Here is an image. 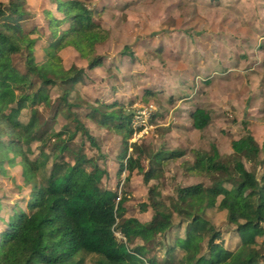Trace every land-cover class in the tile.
I'll list each match as a JSON object with an SVG mask.
<instances>
[{
	"label": "trees",
	"instance_id": "trees-1",
	"mask_svg": "<svg viewBox=\"0 0 264 264\" xmlns=\"http://www.w3.org/2000/svg\"><path fill=\"white\" fill-rule=\"evenodd\" d=\"M50 1L43 25L27 0L0 3L2 169L8 178L6 166L20 158L22 184L30 187L28 197L14 206L0 200V264H264V145L248 133L231 142L232 157L216 145L191 150L192 158L188 149L154 153L142 147L148 160L143 166L139 153H128L132 147L141 150L130 144L132 104L128 109L118 101L89 102L76 89L87 70L105 65L98 47L108 32L83 1ZM68 48L86 68L63 66L59 54ZM39 49L43 60L37 62ZM121 55L111 68L119 70L126 56L135 60L127 48ZM56 88L60 94L52 97ZM142 100L153 102L155 94L145 92ZM83 119L110 137L121 136L113 149L119 181L127 174L121 187L105 188L110 176L101 164L106 157ZM191 119L196 131L211 124L204 109H196ZM33 144L35 159L29 157ZM172 162L184 178L203 181L165 197L159 182ZM256 165L262 173L251 170ZM134 174L142 175L147 187L149 200L138 207L142 213L152 210L149 222L128 213L131 196L124 185ZM233 238L237 245L230 250ZM162 248L167 252L159 258ZM220 251L232 252L220 260Z\"/></svg>",
	"mask_w": 264,
	"mask_h": 264
},
{
	"label": "rangeland",
	"instance_id": "rangeland-1",
	"mask_svg": "<svg viewBox=\"0 0 264 264\" xmlns=\"http://www.w3.org/2000/svg\"><path fill=\"white\" fill-rule=\"evenodd\" d=\"M11 1L14 0H0V3L8 5ZM79 1H83L88 9L95 13V21L108 32V38L104 45L98 47V53L104 58L105 65L94 70H87L84 81L78 83L76 89L80 96L89 102L119 101L128 109L131 103V109L135 114L138 111L144 112L146 107L153 108L150 112L152 118L147 120L146 129L144 127L135 129L133 136L135 139L130 141V144L137 143L138 149L141 148V150L138 151L132 147L128 151V153L131 151L139 153L143 166H147L148 160L142 152L148 147H151L154 153L188 149L187 157L192 158L193 151L207 150L211 145H216L223 156L232 157L234 152L231 142L248 133L259 145H264V69L258 67V64L248 57L240 56V52L245 48L243 35L251 22L246 11V0ZM27 2L29 11L32 14H38L37 23L43 25L45 9L52 2L50 0H27ZM253 3L257 18L253 23L258 27L259 31L256 34L259 37L264 35V30L260 26L264 22L261 9V6H264V0H254ZM228 25L235 30L231 32ZM43 30L46 29L43 28ZM250 31V39H252L253 30ZM252 44L264 49V42L253 41ZM151 47L152 50H150ZM126 48L127 52H133L138 59L130 65L121 66L119 72H110L109 68L113 60L118 61ZM59 57L65 68L74 65L87 67L86 63L71 48L63 49ZM42 60V53L39 49L37 62ZM258 60L264 62V56L259 57ZM200 64H209L206 72L212 77L237 76L244 80L237 79L236 83L229 81L225 85L224 83L219 84V78H216L214 83L210 81V83H205L204 91L195 90L197 76L200 75V73H195L197 72L195 68ZM183 69L186 75V79L182 82L184 90L179 89L180 83L174 75L175 72L180 73ZM112 70L116 69L112 68ZM166 75L169 76L166 77ZM208 84L213 87L209 91L205 88ZM172 89L174 95L180 99H182V91H185V95L188 96L186 100H189L192 91L205 96L202 99V107L211 118V124L206 129L194 131L192 121L184 120L186 116L181 108L189 103L182 102L180 104L182 106L176 108L177 99L170 103L174 97L170 96ZM150 91H158V93L153 102L146 103L142 100L143 95ZM59 94L60 91L57 88L52 90V97H57ZM190 103L196 107L200 106L196 100H191ZM162 114L165 116L163 117ZM23 121H27L26 118ZM82 121L87 123L98 141L101 154L106 157V160H103L104 164H101L110 176L104 179L105 188L112 189L121 185L127 174L124 172L119 181L117 177L118 153L113 150L116 149L115 145L121 136L110 137L92 121L86 119ZM5 138L0 136V142L3 145L6 143ZM31 149L34 155L31 154L29 157L37 158L36 145L33 144ZM92 155L98 157L99 151L93 149ZM9 158L12 157L9 156ZM15 162V165L8 166L10 172L7 179L8 173L2 169V166H5V159L0 156V200L3 204L10 206H14V202L19 199L27 198L30 190V187L21 185V172L25 168L24 165L23 167L20 165V158H16ZM250 168L257 174L262 173V169L257 168V165L256 168L254 166ZM199 181L203 180L184 178L182 169L172 162L164 169V179L160 180L159 188L163 195H174L177 194L179 188L187 192L190 186ZM124 189L131 196L127 204L129 215L143 223L149 222L151 209L147 213H142L138 207L139 203L149 200L143 176L134 174L131 181L124 185ZM220 222L217 220L215 224ZM229 240V243H232L230 250L236 249V240L234 238ZM231 252L220 251L217 257L225 260L229 258ZM164 253L165 249L162 248L157 256L163 258ZM109 264L115 263L110 262Z\"/></svg>",
	"mask_w": 264,
	"mask_h": 264
},
{
	"label": "crops",
	"instance_id": "crops-1",
	"mask_svg": "<svg viewBox=\"0 0 264 264\" xmlns=\"http://www.w3.org/2000/svg\"><path fill=\"white\" fill-rule=\"evenodd\" d=\"M247 2V12H248V16H249V20L251 21L249 23V25L247 26V29H246V33L243 35V38H244V43H245V48L243 49V51L240 52V56L241 57H248L251 61L255 62V64H258V67H263L264 69V65H263V61L260 62L258 59L259 57L261 58L262 56H264V52L261 53V51H264V49L262 47H255L252 42L253 41H257V42H264V35L262 34L261 36L258 37V35L256 34V32H258V27H256V25L253 23L254 22V19H257L256 18V14L254 13V0H246ZM54 9V7L52 8ZM261 9H262V13L264 15V6H261ZM95 14V13H94ZM167 23V22H166ZM229 26V25H228ZM260 26H262V29L264 30V22H262L260 24ZM230 28V26H229ZM235 30V28H230V31L233 32ZM250 30H253V37L252 39H250V35H251V31ZM150 50H152V47L150 48ZM131 51V50H130ZM133 53V52H132ZM261 53V54H259ZM138 58L136 57L135 55V62ZM123 61H124V65L123 67L126 65V64H132V59L128 56L124 57L123 58ZM211 63V62H210ZM209 63V64H210ZM209 64H200V66H197L195 69L197 72L195 73H200V75L197 76V86H195V90L196 89H200L201 91H204L203 90V86L205 85V83H210V82H213L215 81L216 78H219V84L220 83H224L225 85H227V83L229 81H232L233 83H236L237 82V79H239V81L241 80H244L243 78H238L237 76H210L208 75V72H206V68H207V65ZM194 69V70H195ZM121 70V68H119V70H112V68L110 69V72H119ZM184 72L185 70H181L180 73L178 72H175V76L176 77V80L179 81L180 83V86H179V89H183V85H182V82H184V80L186 79V75H184ZM178 74H180L178 76ZM223 74V73H222ZM169 75H166V77H168ZM171 76V75H170ZM210 81V82H209ZM168 86V85H167ZM166 88V87H164ZM205 88H207V90H211L213 87H210L209 84L205 86ZM167 89V88H166ZM163 90V89H162ZM173 90V89H172ZM184 90V89H183ZM207 91V92H208ZM151 93L153 94H157L158 91H150ZM157 96V95H156ZM168 96V95H167ZM170 96H174L172 97V99L170 100V103H172L175 99L178 100V105L176 106L177 107H181L182 105H180L182 102H185V104L188 102L189 104L186 105V107L182 106L181 110L184 112V116H186V118L184 120H187L189 122L192 121L191 119V114L196 110V109H204L202 107V99L203 97L205 98L204 95H201L199 93H194L192 91V95L189 97V100H186L188 98L187 95H185V91H182V94H181V97L182 99H180V97H176L174 95V90L171 91V94ZM198 98H201V99H198ZM191 100H196L197 103L200 105L198 107H196L195 105L191 104ZM119 102V101H118ZM121 103V102H120ZM123 104V103H122ZM241 104V103H240ZM193 106V107H189V106ZM175 108V109H176ZM205 110V109H204ZM163 115V114H162ZM165 116V114L163 115V117ZM192 129L194 131H196L193 127V122H192ZM135 139V138H134ZM133 139V140H134ZM132 140V141H133ZM8 168V165L6 166ZM21 176H22V183H23V175H22V172H21ZM8 179V178H7ZM191 180H198V179H193L191 178ZM21 183V184H22ZM177 194H174V195H171V196H176ZM165 196V195H164ZM150 211V209L148 210ZM152 211V210H151ZM144 213H147V212H144ZM151 219H152V212H151ZM151 221V220H150ZM145 223V222H144ZM165 249V252H167V248H164Z\"/></svg>",
	"mask_w": 264,
	"mask_h": 264
},
{
	"label": "built area",
	"instance_id": "built-area-1",
	"mask_svg": "<svg viewBox=\"0 0 264 264\" xmlns=\"http://www.w3.org/2000/svg\"><path fill=\"white\" fill-rule=\"evenodd\" d=\"M152 109H153L152 107L151 108L146 107L144 112L138 111L135 114V118L133 121V126H136V127H134L135 129H138V127L141 129H142V127H144L146 129L145 125H146L147 120H149V119L151 120V118H152V115L150 113Z\"/></svg>",
	"mask_w": 264,
	"mask_h": 264
}]
</instances>
